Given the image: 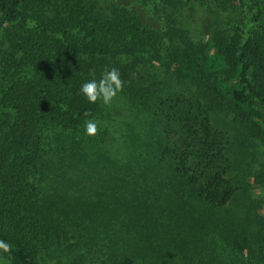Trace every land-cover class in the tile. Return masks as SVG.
I'll return each instance as SVG.
<instances>
[{"label": "trees", "instance_id": "obj_1", "mask_svg": "<svg viewBox=\"0 0 264 264\" xmlns=\"http://www.w3.org/2000/svg\"><path fill=\"white\" fill-rule=\"evenodd\" d=\"M145 1L0 0L2 264H264V0ZM111 68L147 128L86 192L47 138L103 116L80 87Z\"/></svg>", "mask_w": 264, "mask_h": 264}, {"label": "rangeland", "instance_id": "obj_2", "mask_svg": "<svg viewBox=\"0 0 264 264\" xmlns=\"http://www.w3.org/2000/svg\"><path fill=\"white\" fill-rule=\"evenodd\" d=\"M110 1L117 5H126L132 8L143 5V0ZM145 2L148 8L143 11L144 13L149 11L151 7V11H153L152 13L157 17V20L161 17L165 18L163 4L153 2V0L152 3ZM183 9L177 10L174 16L178 17L182 21V25L188 28L194 36L201 39L207 37L210 22H214L215 17L220 15V8L207 2L194 3L192 6L188 4ZM138 11L141 12L142 10L139 9ZM103 105V116L90 119L95 120L97 123L95 135L89 136L84 131L78 130L63 132L59 136L49 133L50 137L47 138L48 147H51L50 153L59 157L70 156L69 161H65L66 179L70 181L66 184H71L77 189H84L86 192H89V189L102 183L104 178L108 177V173L111 172L108 166H113L111 160L116 159V162L128 160L127 149L128 145L132 146L131 137L135 135L134 132L144 134L147 128V122L144 121L147 118H145L143 112L119 93L108 104L103 102ZM92 144H94L92 148L95 150L88 148ZM98 146L105 149L111 160H103L102 157L103 159L99 160L98 163L92 161V158L96 157ZM80 153H86L87 155H80ZM84 159L85 161H83Z\"/></svg>", "mask_w": 264, "mask_h": 264}, {"label": "clouds", "instance_id": "obj_3", "mask_svg": "<svg viewBox=\"0 0 264 264\" xmlns=\"http://www.w3.org/2000/svg\"><path fill=\"white\" fill-rule=\"evenodd\" d=\"M121 88L122 81L119 71L116 68H111L105 70L98 80L92 79L84 82L80 87V92L89 102H96L99 99L108 104ZM84 132L89 136L95 135L97 132L96 121L86 120ZM10 247L9 243L0 240V252L9 253Z\"/></svg>", "mask_w": 264, "mask_h": 264}]
</instances>
